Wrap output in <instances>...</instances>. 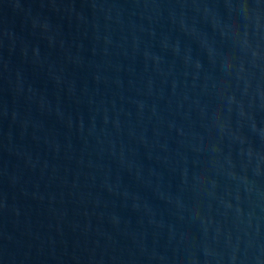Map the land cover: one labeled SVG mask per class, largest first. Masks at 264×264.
Masks as SVG:
<instances>
[{
	"label": "water",
	"instance_id": "water-1",
	"mask_svg": "<svg viewBox=\"0 0 264 264\" xmlns=\"http://www.w3.org/2000/svg\"><path fill=\"white\" fill-rule=\"evenodd\" d=\"M0 264H264V0H0Z\"/></svg>",
	"mask_w": 264,
	"mask_h": 264
}]
</instances>
